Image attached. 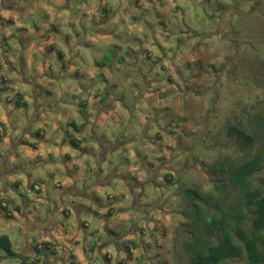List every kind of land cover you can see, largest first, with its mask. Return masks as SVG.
<instances>
[{
    "label": "rangeland",
    "instance_id": "rangeland-1",
    "mask_svg": "<svg viewBox=\"0 0 264 264\" xmlns=\"http://www.w3.org/2000/svg\"><path fill=\"white\" fill-rule=\"evenodd\" d=\"M0 133L15 249L50 238L52 264L70 250L88 264L73 233L97 264H188L192 189L202 217L235 212L240 188L218 167L264 148V0H0ZM49 212L52 235L21 230ZM30 256L0 248V264Z\"/></svg>",
    "mask_w": 264,
    "mask_h": 264
},
{
    "label": "trees",
    "instance_id": "trees-1",
    "mask_svg": "<svg viewBox=\"0 0 264 264\" xmlns=\"http://www.w3.org/2000/svg\"><path fill=\"white\" fill-rule=\"evenodd\" d=\"M18 102L20 103V101ZM1 128H3L2 125ZM234 128L237 137L240 140L243 139L242 146L248 148L253 144L252 135L238 127ZM70 141L74 145H78L80 141L83 142L81 139L79 141L70 139ZM263 162L264 148H260L257 153L243 158L242 161L227 170H224L226 161L221 164V167H218L223 173L228 172L229 178L240 188V200L235 212H231V209L217 207L218 210L213 216L202 217L201 206L196 202L197 197L201 198V196L196 189H192L196 194V198L191 196V201H194L191 212L195 216L192 219L195 218V222L186 221L184 223L185 226L195 228L190 230L195 236V241L192 242L189 239L185 241V247L189 254L188 264H230L229 260L234 258H240L242 260L240 264H264V180L262 188L252 182L253 175ZM168 176L169 174H167ZM2 202L3 199L0 200V208L8 212L6 204L3 205ZM249 212L252 213V217H249ZM188 214L190 215V213ZM199 232L203 235L200 236ZM0 248L9 254L16 253L8 234H0ZM46 248H51L49 243H45V246L39 250ZM105 260L111 264V258L108 255L105 256ZM32 262V264H50L51 260L46 257L42 258L38 254ZM126 262V260L124 262L121 260L118 264H127ZM70 264L77 263L71 261Z\"/></svg>",
    "mask_w": 264,
    "mask_h": 264
},
{
    "label": "crops",
    "instance_id": "crops-1",
    "mask_svg": "<svg viewBox=\"0 0 264 264\" xmlns=\"http://www.w3.org/2000/svg\"><path fill=\"white\" fill-rule=\"evenodd\" d=\"M4 155H2L3 157ZM1 158V156H0ZM101 169V168H100ZM3 173H7V171H3ZM117 176V174H115ZM109 176H112L111 174H109ZM121 178L125 179L126 176H122ZM126 183L129 184L130 186L135 185V184H131L126 180ZM137 186V185H136ZM7 183H5V185L3 184V187H0V191L2 190H7ZM134 188V187H133ZM138 188L140 189V187L138 186ZM67 192H73L76 193L75 189L70 187L69 189H67ZM1 193V192H0ZM79 194V193H78ZM77 194V195H78ZM2 200V199H0ZM3 205L6 204L7 208H8V204L6 203V201L2 202ZM121 203V202H119ZM84 208V207H83ZM0 210H3L2 208H0ZM57 210H61L64 213H69L66 206H62L60 208H57ZM8 212L9 209H8ZM111 213H114L115 210L112 211V209H110ZM20 225H21V230L23 232H25L28 229H35V228H39V229H43L45 231V233L47 234H51L55 231V223L53 222V218H52V213L49 212L48 216L42 220L39 217H36L30 213H25L23 215V219L19 221ZM7 222H6V218L3 216H0V234H6V233H1V231L3 229H5ZM81 227H87V223L86 222H81ZM65 235H67V231L65 233ZM67 241L69 242V248L73 247V245H82L83 249H84V254L87 256L88 258V264H91L93 262V258L91 257V255L94 253L95 254V250L92 249L93 247L87 248L85 242L81 243V239L79 236L74 235L73 233H69L68 235ZM93 236H97V231H94ZM52 237V236H51ZM45 243H49V246L51 248H46L44 250H49L51 252H57L55 249V242L53 243L52 240L50 238H44L41 241L38 242H34V241H28V239L26 237L22 238L21 242H18V247L17 249H15V252L24 255L23 258H26L27 255H33L32 257L30 256V259H34L38 254L43 258L46 257L48 258L47 254L43 255V250L39 251V248H43L45 246ZM57 245V244H56ZM68 254V256H67ZM66 256L64 258L58 257L56 258L58 261L61 260V263L63 264H70L71 261H75L77 264H80V261L78 260V257L76 255V253L72 250L69 251V253L67 252ZM107 255V254H106ZM104 255V256H106ZM109 256V255H108ZM49 259V258H48ZM91 259V261H90ZM52 264V262L50 263ZM93 264H97L95 262H93Z\"/></svg>",
    "mask_w": 264,
    "mask_h": 264
},
{
    "label": "clouds",
    "instance_id": "clouds-1",
    "mask_svg": "<svg viewBox=\"0 0 264 264\" xmlns=\"http://www.w3.org/2000/svg\"><path fill=\"white\" fill-rule=\"evenodd\" d=\"M5 15H7V13H5Z\"/></svg>",
    "mask_w": 264,
    "mask_h": 264
}]
</instances>
